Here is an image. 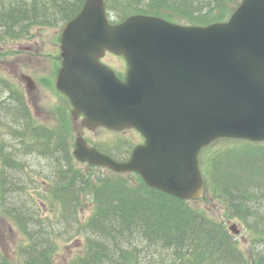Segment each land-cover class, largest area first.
<instances>
[{
  "label": "trees",
  "instance_id": "obj_1",
  "mask_svg": "<svg viewBox=\"0 0 264 264\" xmlns=\"http://www.w3.org/2000/svg\"><path fill=\"white\" fill-rule=\"evenodd\" d=\"M84 1L0 0V35L21 40L34 27L59 28ZM240 1L106 0V7L115 23L145 14L205 26L227 20ZM60 96L57 127L37 123L22 92L0 78V215L24 238L21 264H56L59 243L77 237L83 250L68 264H264V143L235 141L205 159L206 185L241 223L243 250L224 224L147 187L138 175L84 170L72 156L70 106ZM3 112L10 120H2ZM40 187L45 192L35 191ZM84 201L93 206L87 218Z\"/></svg>",
  "mask_w": 264,
  "mask_h": 264
},
{
  "label": "water",
  "instance_id": "obj_2",
  "mask_svg": "<svg viewBox=\"0 0 264 264\" xmlns=\"http://www.w3.org/2000/svg\"><path fill=\"white\" fill-rule=\"evenodd\" d=\"M60 50L55 88L73 120L82 115L89 130L134 129L144 139L116 161L78 136L73 156L81 163L198 200L203 148L223 138L264 141V0H241L227 21L206 26L143 14L112 24L105 0H85L62 28ZM106 52L124 58V80L100 61Z\"/></svg>",
  "mask_w": 264,
  "mask_h": 264
},
{
  "label": "rangeland",
  "instance_id": "obj_3",
  "mask_svg": "<svg viewBox=\"0 0 264 264\" xmlns=\"http://www.w3.org/2000/svg\"><path fill=\"white\" fill-rule=\"evenodd\" d=\"M61 28L62 26L59 28L34 27L29 36L21 40L5 39L0 35V78L9 86H13L14 89L17 87L22 92L29 111L37 123L55 127L57 123L54 120V110L61 103V96L54 87L55 77L60 67L59 35ZM103 62L117 70L121 76L125 71L126 64L121 58L107 57ZM23 75L33 80L36 86L34 91L26 89V83L22 79ZM1 118L4 121L10 120L4 112ZM80 121V118L75 122L72 121L73 123L70 120V142L73 143L76 136L81 135L92 143L91 145L97 146L100 152L109 153L116 159L122 160L127 157L126 150L142 142L141 136L133 130L116 132L97 128L89 131L81 128ZM235 141L238 140L217 141L202 151L199 163L204 178L205 159L208 153L223 148L224 144H237ZM119 142H122L120 146H118ZM81 167L84 170L88 168L87 165ZM100 171L103 172L101 169ZM128 179L132 184L135 181L131 177ZM30 189L34 194L35 189ZM38 190L45 192L43 187L35 191ZM188 203L211 220L224 224L227 230L234 226V229L239 232L235 236L236 239L242 243L243 250L247 249V236L243 234L244 229L239 220L228 216L226 203L222 196L215 194L206 185L203 195L198 200L188 201ZM92 210V204L84 201L81 217L87 218ZM23 241L24 238L17 227L9 219L0 215V263L21 264L18 248ZM82 250L83 240L80 237L59 243L56 264H68Z\"/></svg>",
  "mask_w": 264,
  "mask_h": 264
},
{
  "label": "flooded vegetation",
  "instance_id": "obj_4",
  "mask_svg": "<svg viewBox=\"0 0 264 264\" xmlns=\"http://www.w3.org/2000/svg\"><path fill=\"white\" fill-rule=\"evenodd\" d=\"M107 57H114V58H119V57H116V56H114V55H112V54H108V53H106V55H105V57H104V58H107Z\"/></svg>",
  "mask_w": 264,
  "mask_h": 264
}]
</instances>
